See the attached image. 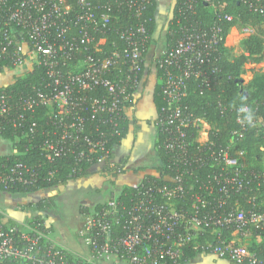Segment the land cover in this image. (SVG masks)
I'll use <instances>...</instances> for the list:
<instances>
[{"label":"built area","instance_id":"obj_1","mask_svg":"<svg viewBox=\"0 0 264 264\" xmlns=\"http://www.w3.org/2000/svg\"><path fill=\"white\" fill-rule=\"evenodd\" d=\"M199 1L211 2L180 0L189 10L194 9ZM242 1L255 12L264 14V0ZM143 2L0 0V61L6 60L12 66L11 70L4 66V70L12 77L23 75L36 63L46 68L49 79L44 86L45 92L34 86L26 95L0 92V133L5 121L13 127L20 126L28 111L42 105L45 114L50 115V127L40 133L44 140L37 150L42 151L47 160H54L63 152V141L73 142L80 138L88 151L81 149L77 162L92 161L94 154L97 162L106 159L109 150L104 146L105 141L83 134L85 119L82 113L123 117L125 104L134 101L148 74L147 51L146 55L143 52L152 34L149 35L141 21L123 29L117 27L115 32L123 39V46L118 48L112 43L113 49L102 57L95 53L101 51L100 45L107 39L106 29L115 17L113 6H126L139 16L140 9L144 8ZM222 18L230 21L233 16L224 13ZM230 29H238L243 36L254 32L250 26ZM219 32L220 27L214 25L209 38L203 37L204 34L188 33L176 40L172 47L165 46L156 60L164 70L157 79L164 103L153 124L164 134L161 147L171 156V164L176 170V175L172 179L169 177L171 184L142 185L139 181L128 195V204L122 199V195H127L122 192L123 186L113 191L99 209L83 212L82 225L76 235L88 249L86 257L56 245L33 222L21 225L9 223L1 217L0 263L13 259L19 264H111L117 259L126 264H184L185 249H202L206 254L228 258L236 264H264L261 250L245 244L249 238L264 237V156L258 169L246 158L245 150L234 148V137L239 138L248 125L243 122L239 109L242 106L249 108V105L244 104L235 110V120L240 125L231 130L229 141L221 145L209 140L210 125L205 119L193 117L181 103L187 95V79L195 77L208 82V76L201 68L208 55L202 52L215 47ZM243 36L240 38H245ZM226 39L227 36L224 45L228 46ZM189 51L192 55L185 57ZM169 65L175 69L167 70ZM142 66L145 72L139 78ZM112 70L114 75L106 74ZM216 70L212 67L210 73ZM97 85L104 87V95L89 98L82 93ZM101 122L117 126V119L103 118ZM254 124L264 127L261 119H254ZM37 125L32 121L28 130L23 132L28 140H32ZM203 126L208 127L203 131ZM189 130L194 131L193 137L188 135ZM50 131L58 132L55 133L56 140L48 138ZM200 131L204 140H198ZM112 161L115 160L109 161L110 166H113ZM201 167L211 169L204 180L198 177L197 185L183 181V174H192L194 168ZM34 181L35 169L27 163L0 164L3 189L18 184L29 185ZM245 190L252 192L246 198L251 205L247 209L238 200H232L234 194ZM181 198H187L186 209L178 208L176 204ZM117 224H121L122 231L115 233ZM224 231L229 233L228 236L223 235ZM204 233L213 238L197 242ZM42 242L48 243L44 256L39 248ZM67 254H72L78 263L68 262Z\"/></svg>","mask_w":264,"mask_h":264},{"label":"trees","instance_id":"obj_2","mask_svg":"<svg viewBox=\"0 0 264 264\" xmlns=\"http://www.w3.org/2000/svg\"><path fill=\"white\" fill-rule=\"evenodd\" d=\"M103 1V0H101ZM144 8L140 9L139 16L126 9V6H113L112 13L115 17L111 19L108 29H106V41L100 45L101 51L95 53L97 57H102L107 54L112 47V43L116 44L118 48H121L124 44L123 39L117 35L115 30L117 27L123 29L135 24L138 21L143 22L148 30L149 35L152 34L155 25V11L156 0H144ZM180 8L178 10L177 8ZM224 13L231 14L233 19L227 21L222 18ZM220 27V32L217 37V44L213 49L205 50L204 54H207L202 63V70L207 74L208 82L202 81V79H195L190 77L186 80L187 95L182 99L181 103L192 114L193 117L204 118L210 125L209 128V140L216 144H225L231 137V130L238 128V124L235 120V110L240 106L247 104L250 110L254 114L255 119H261L264 121V72L255 73L252 79L246 84L242 77V68L244 63L251 57L253 62H258L263 59L264 55V14L258 11H254L248 7L242 0H211L210 3H203L199 1L194 9L189 10L182 5L180 0H173V7L171 16L168 19L167 33H166V46L172 47L174 42L179 38L186 36L188 33L201 34L205 38H209L211 34L212 26ZM233 26H250L253 28V33L245 37L241 42L243 52L235 55L232 51V47L224 45V38H226L229 29ZM97 37L100 34L96 35ZM223 38L221 40V38ZM150 40L145 44V50L143 55H146V51L150 45ZM247 53V55L245 54ZM258 54L257 56H254ZM185 57L192 55V53L186 52ZM157 57L152 60L156 67L155 76L159 79L163 73V68L156 63ZM4 66L8 70L12 69V66L6 62V60L0 61V72H7L4 70ZM215 67L216 72L210 73V69ZM123 66L121 70H123ZM175 69L174 66L169 65L167 70ZM145 72L144 66H142L138 77H142ZM107 75H114L115 71L107 72ZM49 81L46 74V68L40 64H33L31 69L23 75H15L12 77V82L6 86H0V92L6 91L16 94L26 95L32 90V87L40 88L42 92H45V84ZM48 90V89H47ZM89 98L100 97L105 94L104 87L97 85L92 87L91 90L82 92ZM152 104L155 107V116L149 123L155 129V155L157 161L152 165H148L143 170L141 177L138 180L142 182V185L148 184H171L169 177L172 179L176 175L175 167L171 164V156L161 147V141L163 142L164 134L158 126L153 124L155 117L159 113L160 106L164 103L161 96L160 83H156L152 92ZM132 101H129L124 106L123 117H110V115L100 114L92 115L88 112H83L82 116L85 119L84 132L97 138H101L105 141V148L109 150L106 159L102 162H97L96 158L92 161L81 160L77 162V156L81 149H87L84 140L80 138L78 141H63L61 146L63 152L58 155L54 160H47L44 157L42 151L37 150L43 140L44 136L40 135L46 128L50 126V115L45 114V107L37 105L33 111H28V116L25 118L20 126L17 124L13 127L6 121L3 123V129L0 133V138L10 142L12 144L13 152L8 155H0V164L7 163L13 164L15 161L24 162L29 164L35 169L36 181L29 185L18 184L16 187L3 189L0 185V191L7 193L14 192H34L39 189L50 188L58 184H66L68 181L77 180L78 178L88 176L91 174L93 167H99V171L103 174H110L111 177H116L120 174L129 176L135 175L139 170L126 171V165L128 158H122L119 161H112L113 166L109 165V161L115 157L114 148L121 143L126 137L130 129L129 117L127 116L126 109L132 105ZM223 109V110H222ZM115 120L117 119V126L113 127L111 123H103L102 119ZM35 121L38 125L34 128L35 135L32 136V140H28V137L23 135L24 131L28 130L31 122ZM49 124V125H48ZM58 134V132L55 131ZM50 131L48 138L56 140L57 135ZM194 134L193 130H189L188 135L191 137ZM193 137V136H192ZM29 138L31 139L30 135ZM17 139V141H16ZM235 149L245 150L246 158L253 161L256 167L260 169V161L264 156V127H258L247 125L243 129L239 138L234 137ZM130 143V141H128ZM196 145V144H195ZM211 169L208 167L194 168L192 174H183L182 178L186 184L195 183L197 178L200 177L204 180L206 174ZM132 172V173H131ZM139 182V183H140ZM138 183V184H139ZM137 183L130 182L124 184L122 192L127 195L122 199L128 204V195L135 190ZM246 190L241 193L233 195L232 200H238L244 209L249 208L251 205L246 202V198L249 197ZM112 195V192L111 194ZM187 198H181L176 201L178 208H187ZM53 201L51 197L41 199L36 204H29L31 208H48L52 205ZM101 204L96 206V209L100 208ZM86 213L85 208L82 209ZM1 218V215H0ZM12 223L11 221H8ZM31 222L40 226L41 230L46 233L49 227L36 218H33ZM115 233L122 231L121 224H117L114 227ZM224 236H228V232H222ZM212 235L204 233L197 238V242L203 243L204 239L211 240ZM257 236L250 239L249 243L251 248L260 249L261 254H264V237H259V241L256 242ZM40 254L44 256L48 250V243L42 242L39 244ZM186 261L198 256L199 254H206L207 252L202 249L191 250L185 249ZM68 262L78 263L72 254H67ZM227 260L235 264L228 258H219ZM0 264H19L18 261L13 259H6ZM28 264V263H23ZM80 264V263H79Z\"/></svg>","mask_w":264,"mask_h":264},{"label":"crops","instance_id":"obj_3","mask_svg":"<svg viewBox=\"0 0 264 264\" xmlns=\"http://www.w3.org/2000/svg\"><path fill=\"white\" fill-rule=\"evenodd\" d=\"M156 3L155 25L146 56V61L152 65V60L158 57L166 46L167 24L171 16L173 0H156ZM152 70L153 68H149V71H147L148 78L149 75H152L149 79H146L147 82L143 86L144 90L141 85L136 92L132 105L128 106L126 109L127 116L129 117L130 129L126 137L115 147L114 160L119 161L127 157V167L130 166V169H132V166L137 165V163L144 162L145 160L147 161V158H145L147 155H145L144 152L147 147L151 154L150 157H153L149 161L152 162L154 157H156L154 148L155 129L152 124L150 130L152 134L147 138L148 141L142 140L141 138V133L145 132V130H141V123L149 117L153 120L155 116V107L152 104L151 97L157 79L155 73H152ZM11 82L12 75L10 72L0 73V86L9 85ZM139 112L140 114L142 113V116L138 115ZM151 119L149 120L152 121ZM133 121L136 122L134 128L132 127ZM139 131L140 136L137 138L136 134ZM129 139L130 143L127 141ZM3 152L4 150H0V154H3ZM152 164L153 163H151V165ZM125 169L128 171L127 168ZM142 174L143 170L135 174L134 178L131 177L132 174L129 176L120 174L116 176L114 179L115 181L112 182L113 184H109V182L106 181L105 174L101 173L97 166L92 168L90 175L78 178L77 180L68 181L64 185L58 184L50 188L25 193H7L5 191H0V214L3 220L16 222L21 225L30 224L33 218L39 219L44 225L49 227L48 231H46V236L50 241L77 256L86 257L88 256V249L76 235L83 221L82 209L92 210L96 208L97 205L103 203L107 197L110 196L111 192H113L112 188L114 184L118 186L130 182L138 183L139 180L136 176L141 177ZM130 179L133 181H129ZM48 197H51L53 201L50 207L41 209L29 207V204L34 205L41 199ZM111 264L126 263L115 259ZM184 264L233 263L216 258L211 254H199V256L185 261Z\"/></svg>","mask_w":264,"mask_h":264},{"label":"rangeland","instance_id":"obj_4","mask_svg":"<svg viewBox=\"0 0 264 264\" xmlns=\"http://www.w3.org/2000/svg\"><path fill=\"white\" fill-rule=\"evenodd\" d=\"M240 31L237 29V30H234V29H230L229 30V32H228V35H227V39H226V45H228V46H230V47H232V51H233V53L235 54V55H238V54H240V53H242L243 52V48H242V45H241V42L243 41V39L242 38H240V37H242L243 35H241V33H239ZM250 35V34H249ZM248 35V36H249ZM243 37H247V35L245 34ZM258 54H255L254 56H257ZM147 68H153V70H152V73H155V69H154V67H153V65L152 64H147ZM243 70H242V77H243V79H244V82L247 84L251 79H252V77H253V75L255 74V73H261V72H264V55H263V59L261 60V61H259V63L258 62H253L252 61V58L250 57L247 61H246V63H244V65H243V68H242ZM152 75V74H151ZM151 75H149V78L151 77ZM148 78V76H146V78H145V80H144V83H143V85H142V89L144 88L143 86L146 84V82H147V80L146 79H149ZM144 90V89H143ZM142 114V113H141ZM140 114V112L138 113V115L139 116H142ZM150 114H151V111H150ZM144 117H149V116H144ZM149 119H151L150 117L149 118H146L145 120H143V122L141 123V130H145V132H142L141 133V138H142V140H145V141H148V137L152 134V132H150V130H151V128H152V126H151V123H149L148 122V120ZM136 125V122L135 121H133V125H132V127L134 128V126ZM208 127V126H207ZM207 127H204L203 126V131L204 130H206L207 129ZM201 133H199V138H198V140L200 139V140H204V134L202 133V131H200ZM139 136H140V131L139 132H137V134H136V137L137 138H139ZM127 141H130V139L129 140H127ZM153 144V143H152ZM0 145H1V148H0V150H4V152H3V154H0V155H5V154H9L10 152L12 153L13 152V149H12V144L10 143V142H7V141H5V140H2L1 138H0ZM146 145V144H145ZM148 150V147H147V149L146 150H144V152H145V155H147V156H145V158H147V161L145 160L144 162L142 161V162H140V163H137V165H135V166H132V169H130V166H128L127 167V165H126V168L128 169V171L127 172H129V171H135V170H139V171H141V170H144V168H146L149 164L151 165V163H154L155 161H157V158L156 157H154V159H153V161L151 162V161H149L150 159H152L150 156H151V154H150V152H149V150ZM6 152H8V153H6ZM140 152V151H139ZM144 159V158H143ZM135 174H137V173H135ZM110 174H105V177H106V181L107 182H109V184H113L112 182H114L115 180V178L116 177H110L109 176ZM109 177V178H108ZM131 177H135V175H131ZM129 181H133V180H129ZM121 185H123L124 186V184H121ZM121 185H116L115 186V184H114V186H113V191H117V190H120V186ZM123 186H121V187H123ZM109 197V196H108ZM107 197V198H108ZM104 201V200H103ZM251 238H249V239H247L246 241H245V244H248V245H250V243H249V240H250ZM251 240H253V238L251 239ZM256 242H258L260 239H259V237H257L256 239ZM199 256V255H198Z\"/></svg>","mask_w":264,"mask_h":264},{"label":"clouds","instance_id":"obj_5","mask_svg":"<svg viewBox=\"0 0 264 264\" xmlns=\"http://www.w3.org/2000/svg\"><path fill=\"white\" fill-rule=\"evenodd\" d=\"M240 113L243 114V122H246L248 125L250 126H254V114L253 112L250 110V108L246 107V106H242L239 109Z\"/></svg>","mask_w":264,"mask_h":264}]
</instances>
